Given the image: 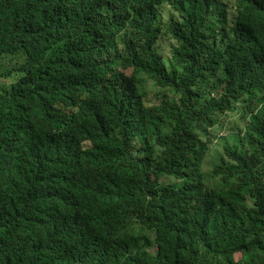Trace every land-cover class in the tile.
Listing matches in <instances>:
<instances>
[{
    "label": "trees",
    "instance_id": "16d2710c",
    "mask_svg": "<svg viewBox=\"0 0 264 264\" xmlns=\"http://www.w3.org/2000/svg\"><path fill=\"white\" fill-rule=\"evenodd\" d=\"M6 56L0 264H264V0H0Z\"/></svg>",
    "mask_w": 264,
    "mask_h": 264
},
{
    "label": "rangeland",
    "instance_id": "374dc122",
    "mask_svg": "<svg viewBox=\"0 0 264 264\" xmlns=\"http://www.w3.org/2000/svg\"><path fill=\"white\" fill-rule=\"evenodd\" d=\"M231 1L232 0H220V2L227 4L228 6H230ZM165 53L170 55L169 47L165 49ZM0 61L3 62L4 67L8 68V67H13L16 64L17 58L16 56H6L5 58H2ZM2 81L7 82L8 79H3ZM138 87L141 92H144L145 100L149 104L158 103L162 97H172V93L169 90L159 89L150 79H144L141 83H139ZM237 114H238L237 112L235 113L228 111V113L220 116L219 123L222 126L220 127L219 131L223 133V136L219 138L214 143L213 147L209 150L206 157V161L203 166L205 170L206 182L211 184L212 186L217 185L218 179L213 178V175L211 174V166L213 162L217 159L219 152L222 151V146L224 143L223 140L232 143V136L233 137H236L237 135L243 136L244 134V127L245 124L247 123V119H245L244 117L242 118L241 113L240 115ZM220 124H218L217 127H219ZM220 134L221 133H219V135ZM163 179L168 182L173 180V178L170 176H164ZM250 203L251 200L247 199V204ZM140 234H145L150 238V240H153V234L148 231L145 230L140 231ZM235 257L238 258L239 254L236 253Z\"/></svg>",
    "mask_w": 264,
    "mask_h": 264
}]
</instances>
